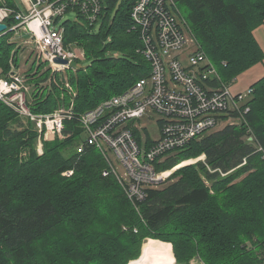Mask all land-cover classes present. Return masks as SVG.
I'll return each mask as SVG.
<instances>
[{
  "label": "trees",
  "instance_id": "1",
  "mask_svg": "<svg viewBox=\"0 0 264 264\" xmlns=\"http://www.w3.org/2000/svg\"><path fill=\"white\" fill-rule=\"evenodd\" d=\"M134 2L102 0L93 26L77 6L65 13L76 12L75 21L56 19L65 45L85 52L78 63L87 65L68 76L77 92L75 113L96 109L149 76L151 64L139 53L142 43L133 28ZM6 4L18 8L15 0ZM177 5L222 82L234 83L264 61L254 36L264 24V0H177ZM14 23L6 21L8 27ZM24 35L18 39L28 40ZM12 38L13 31L0 36L3 76L10 70ZM48 76L29 81L38 89L35 113L68 105L56 85L40 92ZM253 89L246 121L264 151V78ZM20 122L0 102V264H129L143 256L148 238L168 242L174 264L197 257L203 264H264V154L247 140L244 127L226 125L162 156L161 171L187 159L205 156V161L178 169L170 178L175 182L148 190L147 199L135 205L114 176L103 175L107 164L98 150L76 153L82 133L76 122H66L70 137L46 142L41 156L35 152L37 134L16 128ZM23 152L30 156L20 157ZM67 171L74 173L65 177ZM148 257L149 250L142 260Z\"/></svg>",
  "mask_w": 264,
  "mask_h": 264
},
{
  "label": "built area",
  "instance_id": "2",
  "mask_svg": "<svg viewBox=\"0 0 264 264\" xmlns=\"http://www.w3.org/2000/svg\"><path fill=\"white\" fill-rule=\"evenodd\" d=\"M23 1L28 8L24 7L26 12L22 4H17V9L0 6V24L13 19L17 24L11 30L15 39L19 40L22 33L29 36L27 45L22 39L16 47L24 49L20 57L24 55L26 63L15 62V57L20 60L15 50L10 70L0 80V102L20 117H29L38 90L29 81L49 72L40 92L56 85L63 99L66 95L70 98V105L63 104L38 121L40 134L44 135L40 143L67 139L70 136L65 132L66 122H76L84 136L76 146V153L82 155L89 148L98 150L107 164L103 175L114 176L133 204L145 201L148 190L159 189L180 168L158 170L157 166L165 159L159 160L162 156L184 148L218 127L237 122L247 124L253 87L235 92L233 83L222 82L191 27L180 17L177 0H135L133 28L139 32L142 43L139 53L151 64L150 74L123 94L83 114L74 112L77 92L68 76L69 72L78 71L74 63L84 61L85 52L77 45L66 46L64 29L54 24L57 26L56 19L77 6L80 10L75 9L89 25H95L101 17L102 0ZM45 4L49 6L39 9ZM57 59L68 63L56 62ZM144 119L160 131L159 139L152 144L143 131ZM140 131L142 141L137 137ZM247 140L264 154L256 136L248 133ZM37 153L44 154V144ZM202 158L205 161V156ZM246 162L247 159L242 165ZM234 170L221 174L225 177ZM73 173L67 171L64 175Z\"/></svg>",
  "mask_w": 264,
  "mask_h": 264
},
{
  "label": "rangeland",
  "instance_id": "3",
  "mask_svg": "<svg viewBox=\"0 0 264 264\" xmlns=\"http://www.w3.org/2000/svg\"><path fill=\"white\" fill-rule=\"evenodd\" d=\"M1 1V7H7V0H0ZM16 1V3L18 4V5H20L21 6V4H22V7H23V9L25 10V12H26V9L28 10V8L24 5V1L23 0H15ZM49 6V4H45V5H41L40 7H39V9H41V10H43V9H45V8H47ZM26 9H25V8ZM180 8H181V11H182V14H183V16L184 17H186L187 16V12H186V9H185V7L182 5V4H180ZM76 17H77V13L76 12H70V13H68L67 15H65L64 17H62L61 19H60V22H64V21H67V20H73V21H75L76 20ZM14 25H17L16 23H14ZM54 26L55 27H57L55 24H54ZM8 30L9 31H11L12 30V27H8ZM63 38H64V36H63ZM25 41H26V39L24 38L23 39V43L25 44ZM10 42H11V44H15V47L13 48V51H12V56H11V59H13L14 57H13V53H14V51L16 50L17 51V53H18V57L20 58V60L18 61H16L18 64H25L26 63V61H25V56L24 55H22L21 57H20V55L22 54V52L24 51V49L23 48H21V49H18V48H16L17 47V45L19 44V43H21V40H16L15 38H12L11 40H10ZM26 45V44H25ZM84 51V50H83ZM11 59H10V61H11ZM81 65H83L84 67L87 65V62H84V63H78V62H75L74 63V66L75 67H81ZM256 66V65H255ZM254 67V66H253ZM252 67V68H253ZM251 69V68H250ZM248 71V70H247ZM3 70H0V80L2 79V78H6V75L5 76H3ZM246 72V71H245ZM240 76V75H239ZM238 76V77H239ZM237 77V78H238ZM236 78V79H237ZM235 79V80H236ZM235 80H234V82H235ZM2 103V102H1ZM53 113H49V114H45V113H35L33 110H31V113H30V116L29 117H24V116H22V117H20L19 115H18V118L21 120V122L19 123V124H17L16 125V128H18L19 130H32V131H34L36 134H37V139H36V143H35V152L37 153V150H38V147L40 148L41 146L43 147V144H44V146H45V143L46 142H55L56 140H54V141H51V140H47L46 142H43V144L42 143H40V139H44V135H42V134H40V130H39V128L37 127V123H38V121L41 119V118H43L45 115H52ZM142 123H143V126L144 127H146L143 131L148 135H154L155 133H156V131H157V129H156V125H154V124H152V123H149V121H147L146 119H144L143 121H142ZM237 126H239V127H244L245 128V131H248V133L250 134V136H256V134H255V132L251 129V127H249L247 124H244V123H240V122H237ZM225 127V125L223 126V127H218L217 129H215V130H213L212 132H210V133H213V132H216V131H218V130H222L223 128ZM137 130V128H135V131ZM209 133V134H210ZM84 136H82V133H80V135H79V140H81L82 138H83ZM137 137H138V139L140 140V141H142L143 140V133H142V131H140L139 133H137ZM257 137V136H256ZM57 140H60V138H56ZM68 139V138H67ZM67 139H63V140H61V141H65V140H67ZM78 140V141H79ZM77 142V140H75V143ZM73 144L70 148L71 149H75L74 147H75V145L76 144ZM78 145V144H77ZM76 145V146H77ZM69 150V149H68ZM38 154V153H37ZM30 156V152H23L21 155H20V157H24V158H28ZM164 160H166V158L164 159ZM105 161V160H104ZM199 161H204V159L202 158V156L201 157H199V158H192V159H187V160H185V161H183V162H181L179 165H177V167L178 166H180V168H184V167H187V166H191V165H194V164H196V163H198ZM179 168V169H180ZM177 171V170H176ZM175 171V172H176ZM174 172V173H175ZM173 175V174H172ZM65 176V175H64ZM65 177H70V176H65ZM203 180H204V182L208 185V186H210V183L203 177ZM173 182H175V180L173 181L172 179H170L169 178V180H167V182L166 183H164L162 186H160L159 188L160 189H162V188H165V187H167V185H169V184H171V183H173ZM149 239V238H148ZM147 239V242L145 243V251H144V254H143V256L141 257L140 256V258L139 259H137V260H134V261H131L130 263L131 264H141L142 263V259L144 258V256L146 255V253H147V251H148V246L151 244V243H157V244H159L160 246H162L165 250L164 251H160V252H152L151 254H149V257H148V259H149V262L152 264H174V262H171V260H170V258L171 257H173L174 258V254L172 253L173 251L169 248V244H167V243H164V241L163 242H160V241H153V240H148ZM156 240H158V239H156ZM143 250V249H142ZM142 255V254H141ZM171 262V263H170ZM129 263V264H130ZM191 264H203V262L201 261V259L199 258V257H197V258H195L194 260H192V262H191Z\"/></svg>",
  "mask_w": 264,
  "mask_h": 264
},
{
  "label": "crops",
  "instance_id": "4",
  "mask_svg": "<svg viewBox=\"0 0 264 264\" xmlns=\"http://www.w3.org/2000/svg\"><path fill=\"white\" fill-rule=\"evenodd\" d=\"M254 36L264 52V24L254 31ZM263 78H264V61L262 63L257 64L248 71L244 72L243 74H241L233 83V89L235 92H241V91L243 92L248 88L253 87L258 81H260ZM67 99H68V105H70V98L68 96ZM63 104L65 103H62V105ZM156 129L157 131L154 135L148 134V136L150 137V140L148 142L151 144L160 137V131L158 129V126H156Z\"/></svg>",
  "mask_w": 264,
  "mask_h": 264
},
{
  "label": "bare ground",
  "instance_id": "5",
  "mask_svg": "<svg viewBox=\"0 0 264 264\" xmlns=\"http://www.w3.org/2000/svg\"><path fill=\"white\" fill-rule=\"evenodd\" d=\"M8 7V6H7ZM65 42V41H64ZM27 45V44H26ZM181 166V165H180ZM180 166H178V167H180ZM148 250H149V254H151L152 252H160V251H164L165 249L162 247V246H160L159 244H157V243H151L149 246H148ZM170 260H171V262H174L173 261V257H171L170 258ZM170 262V263H171ZM141 264H151L150 262H149V259L147 258V259H145ZM153 264V263H152Z\"/></svg>",
  "mask_w": 264,
  "mask_h": 264
},
{
  "label": "water",
  "instance_id": "6",
  "mask_svg": "<svg viewBox=\"0 0 264 264\" xmlns=\"http://www.w3.org/2000/svg\"><path fill=\"white\" fill-rule=\"evenodd\" d=\"M8 31L9 30H8V25L7 24H5V23L0 24V36H2L3 34L7 33ZM56 62L65 63V64L68 63L67 61H64L62 59H57Z\"/></svg>",
  "mask_w": 264,
  "mask_h": 264
}]
</instances>
